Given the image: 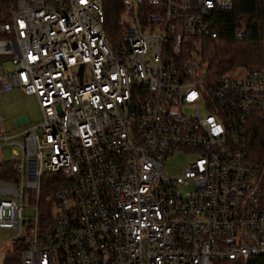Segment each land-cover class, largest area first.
Here are the masks:
<instances>
[{
	"label": "built area",
	"instance_id": "2783aa9c",
	"mask_svg": "<svg viewBox=\"0 0 264 264\" xmlns=\"http://www.w3.org/2000/svg\"><path fill=\"white\" fill-rule=\"evenodd\" d=\"M233 4L164 0L158 22L134 17L112 47L103 0H17L0 26V94L34 95L41 110L22 140L0 117V163L16 175L0 181V227L26 237L20 264L264 256V145L249 130L264 119V68L214 80L195 41ZM180 152L193 157L169 173Z\"/></svg>",
	"mask_w": 264,
	"mask_h": 264
},
{
	"label": "trees",
	"instance_id": "16d2710c",
	"mask_svg": "<svg viewBox=\"0 0 264 264\" xmlns=\"http://www.w3.org/2000/svg\"><path fill=\"white\" fill-rule=\"evenodd\" d=\"M105 10L104 34L112 47L123 43L124 33L133 18H137L140 29L152 24V17L158 22L164 8V0H137L136 7L126 0H103ZM17 8V0H0V26L11 20L10 12ZM136 8V11H135ZM214 38H195L200 44L206 73L218 80L235 70L264 68V0H234L233 6L215 13ZM121 23V25H120ZM264 119L252 120L251 145L263 146ZM16 179L12 163H0V181ZM52 188L41 184L38 201L39 217L48 215L45 197ZM27 246L26 237L16 238L6 253L3 264H20L19 253ZM215 264H264V256L247 260L217 261Z\"/></svg>",
	"mask_w": 264,
	"mask_h": 264
},
{
	"label": "rangeland",
	"instance_id": "374dc122",
	"mask_svg": "<svg viewBox=\"0 0 264 264\" xmlns=\"http://www.w3.org/2000/svg\"><path fill=\"white\" fill-rule=\"evenodd\" d=\"M129 4L136 5L137 0H126ZM6 65H11L10 61H7ZM27 114L30 121L24 123L23 125H15L14 120ZM0 117L1 123L4 127L5 133L10 135L16 134L17 139H23L22 136H19V133H23L27 128L38 124L41 120V110L38 106V102L34 95L25 94L19 90L11 91L8 94L0 95ZM1 130V124H0ZM4 159L9 160L8 148L1 149ZM192 155L185 153L175 154L172 157L166 159L165 169L169 173L178 172L179 168L184 165L186 161L192 158ZM33 212L30 210H25L23 215L32 216ZM18 235L17 230L1 228L0 227V256L4 253H7L12 244L14 237Z\"/></svg>",
	"mask_w": 264,
	"mask_h": 264
},
{
	"label": "crops",
	"instance_id": "0c3cea01",
	"mask_svg": "<svg viewBox=\"0 0 264 264\" xmlns=\"http://www.w3.org/2000/svg\"><path fill=\"white\" fill-rule=\"evenodd\" d=\"M13 91H16V90H13ZM9 93V92H8ZM0 95H3V94H0ZM24 115V114H23ZM23 120H24V117L22 116V118L20 117V118H18V119H16V120H14L13 122L15 123V125L17 124V125H22L23 123Z\"/></svg>",
	"mask_w": 264,
	"mask_h": 264
},
{
	"label": "water",
	"instance_id": "95a60500",
	"mask_svg": "<svg viewBox=\"0 0 264 264\" xmlns=\"http://www.w3.org/2000/svg\"><path fill=\"white\" fill-rule=\"evenodd\" d=\"M82 67V66H81Z\"/></svg>",
	"mask_w": 264,
	"mask_h": 264
}]
</instances>
